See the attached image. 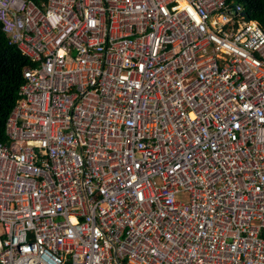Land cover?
Here are the masks:
<instances>
[{"label": "built area", "instance_id": "1", "mask_svg": "<svg viewBox=\"0 0 264 264\" xmlns=\"http://www.w3.org/2000/svg\"><path fill=\"white\" fill-rule=\"evenodd\" d=\"M0 29L31 62L0 264H264V30L242 3L0 0Z\"/></svg>", "mask_w": 264, "mask_h": 264}, {"label": "trees", "instance_id": "2", "mask_svg": "<svg viewBox=\"0 0 264 264\" xmlns=\"http://www.w3.org/2000/svg\"><path fill=\"white\" fill-rule=\"evenodd\" d=\"M244 5L249 17L264 30V0H229ZM31 65L29 59L16 46L10 45L0 29V141H6L5 122L17 98L23 81L22 69ZM261 236L264 237V231Z\"/></svg>", "mask_w": 264, "mask_h": 264}, {"label": "rangeland", "instance_id": "3", "mask_svg": "<svg viewBox=\"0 0 264 264\" xmlns=\"http://www.w3.org/2000/svg\"><path fill=\"white\" fill-rule=\"evenodd\" d=\"M188 197L187 193H179L176 195V200H184Z\"/></svg>", "mask_w": 264, "mask_h": 264}, {"label": "crops", "instance_id": "4", "mask_svg": "<svg viewBox=\"0 0 264 264\" xmlns=\"http://www.w3.org/2000/svg\"><path fill=\"white\" fill-rule=\"evenodd\" d=\"M35 2H38V0H34Z\"/></svg>", "mask_w": 264, "mask_h": 264}]
</instances>
